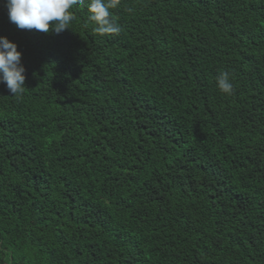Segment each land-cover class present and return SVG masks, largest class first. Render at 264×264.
Wrapping results in <instances>:
<instances>
[{"label":"trees","instance_id":"16d2710c","mask_svg":"<svg viewBox=\"0 0 264 264\" xmlns=\"http://www.w3.org/2000/svg\"><path fill=\"white\" fill-rule=\"evenodd\" d=\"M6 3L0 264H264V0H120L105 36L88 0L60 34Z\"/></svg>","mask_w":264,"mask_h":264},{"label":"clouds","instance_id":"9594fccd","mask_svg":"<svg viewBox=\"0 0 264 264\" xmlns=\"http://www.w3.org/2000/svg\"><path fill=\"white\" fill-rule=\"evenodd\" d=\"M81 0H7L6 8L11 23L19 29H35L43 33L60 34L70 29L75 16L70 9ZM120 0H88V20L100 36L118 35L121 26L110 10L118 8ZM26 69L18 46L6 37H0V83L6 85L12 96H21L26 87ZM217 87L224 94H231L233 85L229 73L217 77Z\"/></svg>","mask_w":264,"mask_h":264}]
</instances>
